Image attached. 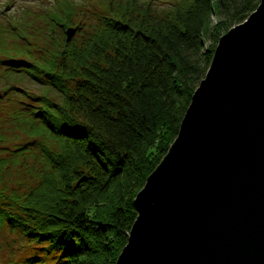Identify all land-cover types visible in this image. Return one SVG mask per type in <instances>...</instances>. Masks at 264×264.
<instances>
[{"label": "trees", "instance_id": "16d2710c", "mask_svg": "<svg viewBox=\"0 0 264 264\" xmlns=\"http://www.w3.org/2000/svg\"><path fill=\"white\" fill-rule=\"evenodd\" d=\"M154 1L111 5L81 40L73 37L81 21L74 27L70 9L54 8L48 24L74 30L58 51L23 44L22 21L0 34V90L14 104L10 120L27 134L11 158L0 156V168L26 153L41 163L31 190L0 188V226L25 248L10 264L116 263L137 217L135 191L175 140L210 65L219 31L207 51L200 39L211 16L219 8L237 25L260 2L174 0L159 9ZM5 138L0 129V149L12 147ZM126 193L130 204L120 199Z\"/></svg>", "mask_w": 264, "mask_h": 264}, {"label": "water", "instance_id": "95a60500", "mask_svg": "<svg viewBox=\"0 0 264 264\" xmlns=\"http://www.w3.org/2000/svg\"><path fill=\"white\" fill-rule=\"evenodd\" d=\"M134 206L115 264H264V0L219 38Z\"/></svg>", "mask_w": 264, "mask_h": 264}, {"label": "rangeland", "instance_id": "374dc122", "mask_svg": "<svg viewBox=\"0 0 264 264\" xmlns=\"http://www.w3.org/2000/svg\"><path fill=\"white\" fill-rule=\"evenodd\" d=\"M125 1L126 0H0V34H2L6 28L13 30L14 28H12L11 24H18L19 21H22V24L19 25V27L22 31L24 30L25 33L22 31L19 33H22V35L25 36V39H20L23 44L29 46V48L57 50V48H60V45L62 44L64 34L65 37L67 35L69 36V32L68 29L65 31L63 28L58 26L57 29H54L48 24L46 17H48L49 14H53L54 8H63V10L66 9V11L70 9L72 11L70 15L73 23L72 26L74 27H76L75 23L78 24L81 21L82 28L79 30L77 29L75 35L73 36L76 39L81 40L84 38L82 35L91 32V30L94 29V25H96L99 21L98 16L100 15V12L107 14V10H109L111 5L117 7L118 3L124 4ZM172 1L174 0H156L153 2V4L159 9L168 8ZM214 5L216 7V1L214 2ZM21 13H23L24 17L18 18L19 14ZM220 13L222 14L220 15ZM8 15H14L16 20L8 19ZM232 18V15L225 14V11L222 12L219 8L215 13H213L210 22H208L204 29L207 33L205 32V36L203 38L201 37L200 39L203 42V51H207L208 48H212V44H214V35L216 32L219 31L218 33L221 37L231 27L235 26V23L230 20ZM13 31L16 32V30ZM49 32L55 36V39L51 38ZM6 37L8 44L12 45V36L7 33ZM56 38H58V41ZM219 38H217L215 42L216 45L218 44ZM202 79H199L197 85L194 86L193 93L199 86V83ZM5 82V80L0 79V89ZM24 84L30 85V88L32 87V84L28 82H24ZM70 86H73L72 82L70 83ZM36 90H38V88H36ZM52 94L54 95L55 93L53 92ZM4 97L5 96L2 95V90H0V129L6 135L4 143L12 147H7V150L4 147H1L0 156L11 158L10 152H13L12 149L15 148L13 145L17 142H22L24 138H26L27 134L19 128L17 123H14L10 120L9 113L12 110L14 104L12 101ZM181 113V110H179V116ZM183 117L184 114L182 117H179V123L177 122L178 125H180ZM177 123H175V126ZM151 148L153 152L157 151L159 148L158 143L153 142ZM142 149L144 153V147H142ZM165 153L166 152H162V154L154 161V163L159 159L162 160V157H164ZM159 154L160 153H156L152 156H158ZM39 164H41L40 161L32 153H26V155L18 154V157L10 159V161L6 163L4 167L0 168V188L7 192H10L11 190H18L21 193L31 190L38 182L37 174L41 172V167ZM137 188V191H135L136 194L142 189L139 187ZM113 194L118 196L116 191L115 193L113 192ZM131 197L132 194L127 193L124 195V197L120 195V199H123V201L129 204L131 203ZM4 227L2 228L0 226V264H10L12 258L14 261L19 262L25 255V248L22 247L23 242L16 237L15 233L10 232L7 229V226Z\"/></svg>", "mask_w": 264, "mask_h": 264}]
</instances>
